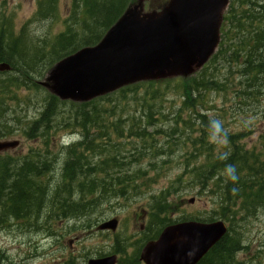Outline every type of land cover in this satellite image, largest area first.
Instances as JSON below:
<instances>
[{
  "label": "trees",
  "instance_id": "1",
  "mask_svg": "<svg viewBox=\"0 0 264 264\" xmlns=\"http://www.w3.org/2000/svg\"><path fill=\"white\" fill-rule=\"evenodd\" d=\"M55 1H38L32 21L60 18ZM133 1L71 0L62 30L44 38L30 34L26 25L16 28L10 16L0 14V63L10 66V71L0 73V118L9 98L16 99V94L22 88L42 91L38 80L45 72L79 49L97 44ZM220 34L216 52L204 67L190 76L171 75L141 81L82 103L61 101L47 91L38 117L24 131L25 137L45 140L44 146L48 150L60 129H68L67 134L71 132V138L77 140L58 147V151H66L67 159L62 168L61 180L54 190L48 181L53 165L38 151L20 159L0 157V228L9 226L13 220L23 226L27 223L29 226L34 225L45 206L52 207L58 213L60 211L64 217L81 216L93 205L92 200H85L86 203L80 201L83 197H94L96 201L114 189L115 195L123 196L117 193V188L121 186L127 190L137 189L132 187L139 178L134 174L140 172L127 174L123 160L129 162L135 156L141 159L147 153L157 156L165 152L161 151L163 146L158 151L154 146L157 141L155 136L160 135L161 130L148 132L147 127L149 124L153 126L157 116L166 118L157 112L161 105L157 106L156 102L164 101L165 92L174 90L180 101L175 123L179 121L187 128L198 126L199 134L191 141L195 151H188L184 155L185 167L191 163L188 166L190 172L187 173L189 184L213 197L214 214L217 216L203 220L194 217L179 220L211 222L216 219L227 225L224 237L197 264H244L237 256L246 250V246L234 226L239 221L255 217L264 209V131L258 137V143L250 147L251 130L235 133L222 128L221 132H215L211 122L220 119L217 115L208 117L204 113L203 93L222 90L220 82L207 77L208 68L221 58L227 63H235L239 68V78L245 82V90L242 89L240 94L250 98L260 94L264 79V0H230L222 17ZM129 96H133L132 99L142 109L139 122L143 126L138 129L133 117L127 126L119 127L123 121L116 118L113 109L101 107L111 102H126ZM67 106L71 108L70 113L62 111ZM182 112L187 120H179ZM152 116H155L154 120ZM168 132L174 133L175 130ZM124 135L126 139L141 143V147L135 146L134 151L121 157V151L116 150L112 137L123 139ZM210 139L223 142L218 151L214 150L217 148L216 141ZM89 153H106L102 162L107 165L106 168L97 169L101 161L95 167L83 162ZM198 160L199 164L195 165ZM228 166L235 169V180L226 174ZM63 188L67 189V196L61 197ZM74 192L79 195L78 200L74 199ZM167 193L169 191H162L152 197L149 216L153 223L149 224L147 240L153 239L160 227L173 223L169 219L173 205ZM128 263L138 264L136 256Z\"/></svg>",
  "mask_w": 264,
  "mask_h": 264
},
{
  "label": "rangeland",
  "instance_id": "2",
  "mask_svg": "<svg viewBox=\"0 0 264 264\" xmlns=\"http://www.w3.org/2000/svg\"><path fill=\"white\" fill-rule=\"evenodd\" d=\"M38 1L40 0H0V14L10 16L16 28L26 25L29 33L35 37L44 38L60 32L69 12L71 0L55 1L60 18L35 22L32 21V17L38 8ZM134 1V5L141 3L142 14L155 13L157 9H163L168 3V0ZM208 69L207 77L220 82L222 90L203 93V108L206 109L204 113L208 117L217 115L222 128L226 131L236 133L251 130L248 145L249 147L256 145L258 137L264 131V79L260 94L250 98L240 94L242 89L245 90V82L239 78V68L235 63H227L219 58ZM206 73L207 70L204 74ZM46 76L47 72L38 81H44ZM246 90L249 91L250 88ZM46 94L48 93L45 89L30 91L22 88L16 94V99L7 100V108L0 118V141L18 140L19 146L6 153H0V157L20 159L28 153L38 151L53 165V169L48 174V181L51 189L54 190L61 180L62 168L67 159L66 151H58V147L63 144L62 141L69 144L76 142L77 138L64 139L70 136L71 132L67 134L68 129H60L53 137L50 151L44 146L45 140H32L25 137L24 131L38 117ZM132 97L129 96L126 102H111L110 105L101 106L113 109L116 118L119 117L123 121L119 125L121 128L127 126L132 117L136 119L137 129L143 126V123L139 122L142 109ZM163 98L164 101L156 102L157 106L161 105L157 112L164 114L166 118L157 116L153 126L149 124L147 128L148 132L155 129L161 130V134L155 136L157 141L154 146L157 151L161 149L160 146H163L164 149L161 151L165 152L157 156L147 153L141 159L135 156L130 158L129 162L123 160L127 174L140 172L134 174L139 176L135 181L136 184L132 186L137 189L127 190L121 186L117 188V193L123 196L115 195L114 189L105 194L104 198L96 201L94 197L81 198L80 201L84 203H86L85 200H92L93 203L92 207L81 216L64 217L60 211L58 213L52 207L45 206L41 209L39 219L34 225L23 226L15 222L0 228V264H86L89 259L115 252V248L121 251L118 254L120 264H129L128 261L136 255V251L137 253L139 251L138 246L142 243L144 234L148 232L149 223H153L149 216L152 197L162 191H169L166 196L173 205L172 212L169 214V219L172 221L191 217L199 220L208 217L217 218L214 214L213 197L207 192L203 193L192 183L189 184L187 173L190 172L188 166H191V163L185 167V153L195 151L191 141L199 134L198 126L192 125L187 128L179 121L175 123V114L179 109L180 101L174 90L165 92ZM70 110L68 106L62 109L63 112L69 113ZM154 118L155 116H152V120ZM179 120H187L184 112L180 114ZM169 130H175V132L169 133ZM112 141L116 150L121 151V157L128 155L129 151H134L135 146L141 147V143L126 139L125 135L123 139L112 137ZM210 141H216L215 151L223 145L220 139H210ZM105 157L106 153L104 155L89 153L83 162L89 167H95L101 161L97 169L104 170L107 166L102 164ZM164 161L167 163L163 165ZM199 161L195 162V165H198ZM148 179L150 181H147ZM66 191L67 189L63 188L61 197L67 196ZM74 193V199L78 200L79 195L77 192ZM191 199L193 202L189 203ZM113 217L119 221L114 234L96 230L97 225ZM234 227L241 234L246 246V250L237 257L244 264H264V209H261L255 217L239 221ZM117 242L120 243L118 247Z\"/></svg>",
  "mask_w": 264,
  "mask_h": 264
},
{
  "label": "water",
  "instance_id": "3",
  "mask_svg": "<svg viewBox=\"0 0 264 264\" xmlns=\"http://www.w3.org/2000/svg\"><path fill=\"white\" fill-rule=\"evenodd\" d=\"M228 0H170L160 13H141L132 5L93 47L67 56L41 86L60 100L86 102L123 86L167 76H187L200 68L219 42L221 16ZM10 70L0 63V72ZM18 141L0 142V152ZM190 200L189 203H192ZM116 228V220L99 230ZM226 233L222 221H187L168 226L140 253L144 264H197ZM115 256L87 264H115Z\"/></svg>",
  "mask_w": 264,
  "mask_h": 264
},
{
  "label": "clouds",
  "instance_id": "4",
  "mask_svg": "<svg viewBox=\"0 0 264 264\" xmlns=\"http://www.w3.org/2000/svg\"><path fill=\"white\" fill-rule=\"evenodd\" d=\"M211 126L215 130V132H217V133L222 131V124L218 120L212 121ZM225 171H226V174L228 175V177L230 179H232V180L236 179L235 169L232 166H228Z\"/></svg>",
  "mask_w": 264,
  "mask_h": 264
},
{
  "label": "bare ground",
  "instance_id": "5",
  "mask_svg": "<svg viewBox=\"0 0 264 264\" xmlns=\"http://www.w3.org/2000/svg\"><path fill=\"white\" fill-rule=\"evenodd\" d=\"M73 195H75V194H73ZM84 198V197H83ZM68 217V216H67ZM13 221H16V220H13ZM27 221V220H26ZM28 222V221H27ZM16 223H17V221H16ZM23 223H24V221H23ZM29 223H30V221H29ZM28 224V223H27Z\"/></svg>",
  "mask_w": 264,
  "mask_h": 264
},
{
  "label": "flooded vegetation",
  "instance_id": "6",
  "mask_svg": "<svg viewBox=\"0 0 264 264\" xmlns=\"http://www.w3.org/2000/svg\"><path fill=\"white\" fill-rule=\"evenodd\" d=\"M117 257L119 258V256L117 255Z\"/></svg>",
  "mask_w": 264,
  "mask_h": 264
}]
</instances>
